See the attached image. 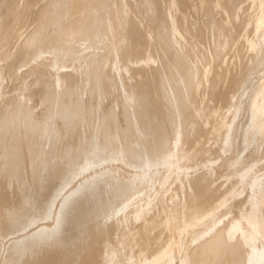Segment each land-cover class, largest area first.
Returning <instances> with one entry per match:
<instances>
[{
  "label": "bare ground",
  "instance_id": "1",
  "mask_svg": "<svg viewBox=\"0 0 264 264\" xmlns=\"http://www.w3.org/2000/svg\"><path fill=\"white\" fill-rule=\"evenodd\" d=\"M0 99V264H264V0H0Z\"/></svg>",
  "mask_w": 264,
  "mask_h": 264
},
{
  "label": "rangeland",
  "instance_id": "2",
  "mask_svg": "<svg viewBox=\"0 0 264 264\" xmlns=\"http://www.w3.org/2000/svg\"><path fill=\"white\" fill-rule=\"evenodd\" d=\"M41 2V1H40ZM41 3H44V1L43 2H41ZM200 14H202L201 12H200ZM200 14H198L197 13V15L199 16V17H201V18H199L200 20L201 19H203L202 21H200V23L202 22V23H207L208 21H211V19L210 20H206V18H207V16L205 15V14H202L201 16H200ZM196 15V16H197ZM198 16L196 17V19H197V21H198V24H199V19H198ZM204 17H206L205 18V20H206V22H205V20H204ZM204 21V22H203ZM201 23V24H202ZM210 23V22H209ZM209 23H208V25H206V27L208 28L209 27ZM212 23V22H211ZM201 24H199V25H201ZM203 25V24H202ZM204 26H205V24H204ZM204 26H201L200 28L204 31V33H205V38H203L204 39V41H207L208 40V36H209V34H207V37H206V33H208V32H206V28H202V27H204ZM208 31V30H207ZM201 33H203V32H201ZM201 33H200V35H201ZM193 38V37H192ZM195 38H196V36H195ZM195 38L193 39V40H195ZM206 38H207V40H206ZM198 40V38L196 39V41ZM199 41V40H198ZM203 41V40H202ZM143 42V41H142ZM141 42V43H142ZM192 42H195V41H192ZM195 43H197V42H195ZM194 44V43H193ZM195 45H197L198 46V43L197 44H195ZM137 46V45H136ZM138 48V47H137ZM139 50V49H138ZM238 52H236V54H238V56H239V60L241 59L242 60V62H241V60L239 61L238 60V64H237V68L236 69H238L239 67H240V64L241 63H243L242 65L243 66H245V64L246 65H248L249 64V62H250V60H251V54H249V52L247 51V49L246 48H243V47H241L239 50H237ZM239 62H240V64H239ZM248 62V63H247ZM233 69V71L235 72V69L234 68H232ZM49 78H47V80H48ZM30 81V80H29ZM19 83H21L19 80H15V79H10V78H8V79H5V82H4V88H2V92L4 93V94H6V96L8 95H10V97H12L11 95H13V96H15V93L17 92V88H19L18 86L20 85ZM19 84V85H18ZM13 91H14V93H13ZM16 91V92H15ZM18 93V92H17ZM16 93V94H17ZM7 96V97H8ZM10 97H8V98H10ZM7 98V99H8ZM6 99V98H5ZM1 100V99H0ZM2 103V100L0 101V104ZM3 103H4V101H3ZM223 180V179H222ZM221 180V181H222ZM220 181V182H221ZM223 182V181H222ZM11 237H13V236H11ZM11 237H9L6 241H8L9 239H11ZM75 262H69V263H67V264H74ZM75 264H78L77 262L75 263ZM80 264V263H79Z\"/></svg>",
  "mask_w": 264,
  "mask_h": 264
}]
</instances>
